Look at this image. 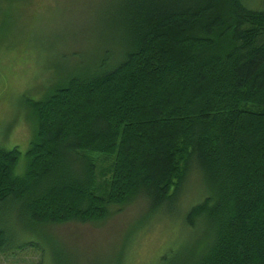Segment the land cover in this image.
Instances as JSON below:
<instances>
[{"label": "trees", "instance_id": "trees-1", "mask_svg": "<svg viewBox=\"0 0 264 264\" xmlns=\"http://www.w3.org/2000/svg\"><path fill=\"white\" fill-rule=\"evenodd\" d=\"M118 23L94 69L30 102L23 173L20 151L0 147V254L15 248L5 218L38 240L143 200L146 218L173 215L187 239L155 264H264V9L126 0ZM189 177L195 197L179 211ZM36 249L37 264H81Z\"/></svg>", "mask_w": 264, "mask_h": 264}, {"label": "rangeland", "instance_id": "rangeland-1", "mask_svg": "<svg viewBox=\"0 0 264 264\" xmlns=\"http://www.w3.org/2000/svg\"><path fill=\"white\" fill-rule=\"evenodd\" d=\"M125 1L0 0V147L20 151L17 173L25 169L34 138L30 102L45 97L68 77L96 67L105 50L118 42V15ZM246 2L264 9V0ZM195 182L189 177L179 196V211L184 201L194 199ZM189 192L192 196L186 198ZM142 201L116 209L101 222L48 225L39 243L45 252L56 251L75 263L155 264L167 246L180 245L186 236L173 215L161 212L146 218ZM4 226L15 248L0 254V264H37L41 252L32 231L36 226L16 215L5 218ZM196 240L190 238V246Z\"/></svg>", "mask_w": 264, "mask_h": 264}]
</instances>
